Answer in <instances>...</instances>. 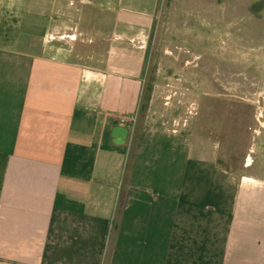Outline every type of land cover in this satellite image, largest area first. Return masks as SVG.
Listing matches in <instances>:
<instances>
[{"label": "crops", "instance_id": "0c3cea01", "mask_svg": "<svg viewBox=\"0 0 264 264\" xmlns=\"http://www.w3.org/2000/svg\"><path fill=\"white\" fill-rule=\"evenodd\" d=\"M26 4L47 11L0 47V264H264L263 179L195 127L136 139L147 18L106 34L73 1Z\"/></svg>", "mask_w": 264, "mask_h": 264}, {"label": "rangeland", "instance_id": "374dc122", "mask_svg": "<svg viewBox=\"0 0 264 264\" xmlns=\"http://www.w3.org/2000/svg\"><path fill=\"white\" fill-rule=\"evenodd\" d=\"M26 1L0 0V47L26 27L20 17L47 11ZM65 1L102 19L106 34L119 13L147 18L143 96L152 91L137 114V140L146 126L184 140L195 127L219 167L264 180V0Z\"/></svg>", "mask_w": 264, "mask_h": 264}, {"label": "trees", "instance_id": "16d2710c", "mask_svg": "<svg viewBox=\"0 0 264 264\" xmlns=\"http://www.w3.org/2000/svg\"><path fill=\"white\" fill-rule=\"evenodd\" d=\"M151 91H152V89L149 88L148 92L146 93V95L143 96L142 100H144V104H142L141 107H140L142 113H146V111L148 109V105H149V102H150V99H151Z\"/></svg>", "mask_w": 264, "mask_h": 264}, {"label": "built area", "instance_id": "2783aa9c", "mask_svg": "<svg viewBox=\"0 0 264 264\" xmlns=\"http://www.w3.org/2000/svg\"><path fill=\"white\" fill-rule=\"evenodd\" d=\"M123 122L125 121V120H122Z\"/></svg>", "mask_w": 264, "mask_h": 264}]
</instances>
